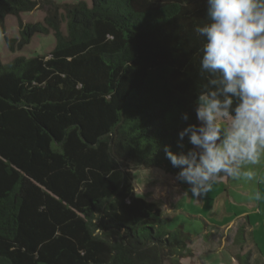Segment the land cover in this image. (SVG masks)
Returning a JSON list of instances; mask_svg holds the SVG:
<instances>
[{
    "label": "trees",
    "instance_id": "16d2710c",
    "mask_svg": "<svg viewBox=\"0 0 264 264\" xmlns=\"http://www.w3.org/2000/svg\"><path fill=\"white\" fill-rule=\"evenodd\" d=\"M205 19L206 0H0V264L193 260L134 174L176 178L163 148L196 123Z\"/></svg>",
    "mask_w": 264,
    "mask_h": 264
},
{
    "label": "clouds",
    "instance_id": "9594fccd",
    "mask_svg": "<svg viewBox=\"0 0 264 264\" xmlns=\"http://www.w3.org/2000/svg\"><path fill=\"white\" fill-rule=\"evenodd\" d=\"M205 20L194 28L203 39L205 78L194 101L196 123L178 132L181 151L163 148L179 169L176 179L198 200L222 177L256 181L264 157V0H206ZM254 198L261 199L259 191Z\"/></svg>",
    "mask_w": 264,
    "mask_h": 264
},
{
    "label": "rangeland",
    "instance_id": "374dc122",
    "mask_svg": "<svg viewBox=\"0 0 264 264\" xmlns=\"http://www.w3.org/2000/svg\"><path fill=\"white\" fill-rule=\"evenodd\" d=\"M256 170V181L221 178L199 200L191 196L187 184L159 169H137L134 186L138 195L160 204L164 215L170 218V228L182 225L195 235L192 246L196 255L184 264H240L237 256L248 251H251L250 261L259 264L264 263V157ZM257 191L260 200L254 198ZM241 225L246 226L247 239L251 236L255 241L262 261L257 259L260 256L252 248V241L243 245V249L235 243Z\"/></svg>",
    "mask_w": 264,
    "mask_h": 264
},
{
    "label": "crops",
    "instance_id": "0c3cea01",
    "mask_svg": "<svg viewBox=\"0 0 264 264\" xmlns=\"http://www.w3.org/2000/svg\"><path fill=\"white\" fill-rule=\"evenodd\" d=\"M169 219H170V218H169ZM247 226H248V225H247ZM249 232H250V231H249ZM249 238H250V239H248V242H251V241H252V242H253L252 244L254 245V244H255V241L252 239L251 236H250ZM255 245H256V244H255ZM256 246H257V245H256Z\"/></svg>",
    "mask_w": 264,
    "mask_h": 264
}]
</instances>
